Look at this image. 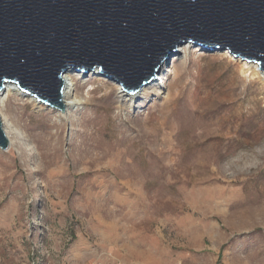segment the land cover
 Returning a JSON list of instances; mask_svg holds the SVG:
<instances>
[{
	"label": "rangeland",
	"instance_id": "374dc122",
	"mask_svg": "<svg viewBox=\"0 0 264 264\" xmlns=\"http://www.w3.org/2000/svg\"><path fill=\"white\" fill-rule=\"evenodd\" d=\"M93 72L68 117L9 96L0 264H264V81L194 44L132 102Z\"/></svg>",
	"mask_w": 264,
	"mask_h": 264
},
{
	"label": "water",
	"instance_id": "95a60500",
	"mask_svg": "<svg viewBox=\"0 0 264 264\" xmlns=\"http://www.w3.org/2000/svg\"><path fill=\"white\" fill-rule=\"evenodd\" d=\"M184 43L264 73V0H0V90L15 82L64 112L67 70L98 68L134 93Z\"/></svg>",
	"mask_w": 264,
	"mask_h": 264
},
{
	"label": "bare ground",
	"instance_id": "6f19581e",
	"mask_svg": "<svg viewBox=\"0 0 264 264\" xmlns=\"http://www.w3.org/2000/svg\"><path fill=\"white\" fill-rule=\"evenodd\" d=\"M189 46H191V43L180 44L178 49H177L179 52L175 51L172 53L171 56L181 55L182 53L185 52V48H187ZM199 47H201V46H199ZM219 52H224L228 55H232L228 52V50H223V51L218 50V53ZM168 59L161 62L162 64L159 65L157 72H156V76L152 79V81L149 82L148 84L144 85L142 88H140L138 91H136L134 93L128 92L117 81H115L114 83H116L118 85L119 93L121 96H124V100L125 101L128 100V101L132 102L133 100L139 98V96H141L142 94H145V91L148 87L156 88L157 85H159L163 81V69L166 67ZM241 66H242V71L244 72V74H246V75L254 74L255 77H259L261 80L264 81V73L259 69V66L257 63L241 59ZM97 70H99V69L97 68V69L93 70L94 71L93 73L94 74L97 73L100 76L106 77L104 74H102L100 72V70L99 71H97ZM75 71L76 70L69 69L66 72H64L62 75V78L64 80V89L62 92V101L65 105V111L63 112L62 110L53 107V110L59 112L61 114L62 118L68 117L72 110L78 109L79 106L81 104H83L85 101L83 96H78L76 94L77 81H76V77H75V75H76ZM84 77H86V76H84ZM110 80H112V79H110ZM11 94L15 95V96H19V97L30 98L29 100L37 106H40L43 104L45 105L46 103L43 102L42 100H39L32 93H30L26 90H23L15 82L8 81L5 83L3 89L0 90V115H1V119L3 121V128H4L5 133H6L8 139L10 141V146L12 147L14 145H17V146L23 145L24 141H25V136H24V133L21 131V129L11 119H9L3 111L4 108L6 107V103H7L9 96ZM46 105L48 107H52L48 104H46ZM10 146H9V148H10ZM7 150H5V151H7Z\"/></svg>",
	"mask_w": 264,
	"mask_h": 264
}]
</instances>
